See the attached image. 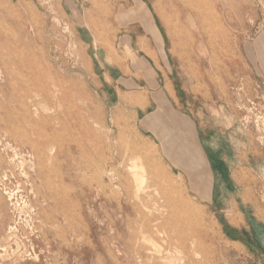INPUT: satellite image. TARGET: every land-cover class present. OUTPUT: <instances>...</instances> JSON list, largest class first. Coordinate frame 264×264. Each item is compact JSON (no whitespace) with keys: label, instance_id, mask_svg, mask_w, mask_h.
I'll use <instances>...</instances> for the list:
<instances>
[{"label":"rangeland","instance_id":"1","mask_svg":"<svg viewBox=\"0 0 264 264\" xmlns=\"http://www.w3.org/2000/svg\"><path fill=\"white\" fill-rule=\"evenodd\" d=\"M144 208L264 264V0H0V264H143Z\"/></svg>","mask_w":264,"mask_h":264},{"label":"bare ground","instance_id":"2","mask_svg":"<svg viewBox=\"0 0 264 264\" xmlns=\"http://www.w3.org/2000/svg\"><path fill=\"white\" fill-rule=\"evenodd\" d=\"M134 168L136 167L134 166ZM134 173H137V175L134 174V177L140 176L139 171H136ZM142 175L144 176V173ZM141 178V180H143V177ZM117 210V213L121 214L122 217L119 219V221L114 222V226L117 227L118 231H120V229H122L123 227V220H127L129 218L131 210L129 207L120 204L117 205ZM136 210H138V212L142 214L141 209H138V207H136ZM144 210H148L149 215L143 216L139 232L135 233L133 237H131L130 243L128 242L129 247L135 246L134 252L139 255L138 258L143 264H203V261H195L193 259V255H200V250L196 241L192 240V243L190 245L188 244L189 240L191 239L189 237V234L168 230L164 223H159V220H157L154 216L150 215L151 211L148 208H144ZM186 214L185 217L190 218L191 213L187 212ZM140 237H142L144 241L150 240L152 243V247L144 248L143 246L139 245L137 248L136 245L138 244ZM60 239L62 246H66L68 248L71 247L68 237L65 234H63V237H61ZM160 242H162V245L159 244Z\"/></svg>","mask_w":264,"mask_h":264}]
</instances>
